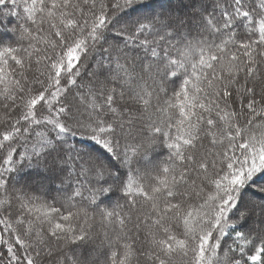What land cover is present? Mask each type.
Returning a JSON list of instances; mask_svg holds the SVG:
<instances>
[{
	"label": "snow or ice",
	"instance_id": "1",
	"mask_svg": "<svg viewBox=\"0 0 264 264\" xmlns=\"http://www.w3.org/2000/svg\"><path fill=\"white\" fill-rule=\"evenodd\" d=\"M0 264H264V0H0Z\"/></svg>",
	"mask_w": 264,
	"mask_h": 264
},
{
	"label": "trees",
	"instance_id": "2",
	"mask_svg": "<svg viewBox=\"0 0 264 264\" xmlns=\"http://www.w3.org/2000/svg\"><path fill=\"white\" fill-rule=\"evenodd\" d=\"M159 3H165L166 0H158ZM166 151V150H165ZM52 195H55V193H52ZM113 202H115V197H113Z\"/></svg>",
	"mask_w": 264,
	"mask_h": 264
}]
</instances>
